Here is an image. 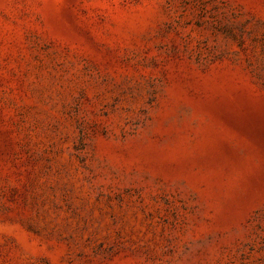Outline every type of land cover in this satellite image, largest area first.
<instances>
[{
	"label": "rangeland",
	"instance_id": "obj_1",
	"mask_svg": "<svg viewBox=\"0 0 264 264\" xmlns=\"http://www.w3.org/2000/svg\"><path fill=\"white\" fill-rule=\"evenodd\" d=\"M0 264H264V0H0Z\"/></svg>",
	"mask_w": 264,
	"mask_h": 264
}]
</instances>
